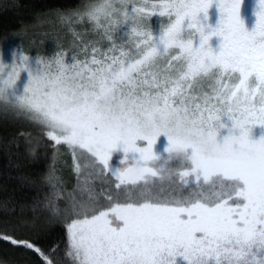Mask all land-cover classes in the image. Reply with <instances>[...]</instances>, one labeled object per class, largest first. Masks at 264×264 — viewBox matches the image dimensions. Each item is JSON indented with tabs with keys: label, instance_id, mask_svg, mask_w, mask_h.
<instances>
[{
	"label": "snow or ice",
	"instance_id": "1",
	"mask_svg": "<svg viewBox=\"0 0 264 264\" xmlns=\"http://www.w3.org/2000/svg\"><path fill=\"white\" fill-rule=\"evenodd\" d=\"M54 16L67 49L0 54V114L38 129L49 183L71 155L80 195L47 204L62 256L0 241L40 264H264V0H82Z\"/></svg>",
	"mask_w": 264,
	"mask_h": 264
},
{
	"label": "trees",
	"instance_id": "2",
	"mask_svg": "<svg viewBox=\"0 0 264 264\" xmlns=\"http://www.w3.org/2000/svg\"><path fill=\"white\" fill-rule=\"evenodd\" d=\"M82 0H0V48L13 46L28 55H49L53 44L63 42L66 32L55 23L54 10L75 9ZM64 39V40H63ZM38 129L30 123L0 114V230L35 241L43 250L65 246L64 218L47 207L53 200L61 208L71 194L76 179L70 154L57 153L53 181V152L36 144ZM31 133V138L29 134ZM23 134V135H22ZM43 153V154H42ZM57 197H60L57 199ZM0 264H40L36 254L23 247L0 241Z\"/></svg>",
	"mask_w": 264,
	"mask_h": 264
},
{
	"label": "rangeland",
	"instance_id": "3",
	"mask_svg": "<svg viewBox=\"0 0 264 264\" xmlns=\"http://www.w3.org/2000/svg\"><path fill=\"white\" fill-rule=\"evenodd\" d=\"M250 1L251 3H253V0H248ZM155 19V18H154ZM59 32H66L65 29L61 28ZM67 35V39L63 42V45H66L67 48L70 46V43H71V40H72V37L70 34H66ZM64 40V39H63ZM59 43H62V42H59ZM59 43H56V44H53L52 47L50 48V50H54L58 45H60ZM14 51H17V49L13 46H3L2 48H0V54H3L7 57H10L11 56V53L14 52ZM50 55V54H49ZM76 196V197H79V192L78 191H73L71 194H67L65 195V198L68 200L70 196Z\"/></svg>",
	"mask_w": 264,
	"mask_h": 264
},
{
	"label": "flooded vegetation",
	"instance_id": "4",
	"mask_svg": "<svg viewBox=\"0 0 264 264\" xmlns=\"http://www.w3.org/2000/svg\"><path fill=\"white\" fill-rule=\"evenodd\" d=\"M249 4V10L251 9L252 3L250 1H248Z\"/></svg>",
	"mask_w": 264,
	"mask_h": 264
}]
</instances>
